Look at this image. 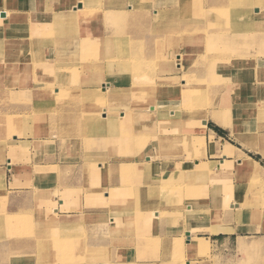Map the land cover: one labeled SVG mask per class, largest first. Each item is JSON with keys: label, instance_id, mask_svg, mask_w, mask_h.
<instances>
[{"label": "rangeland", "instance_id": "rangeland-1", "mask_svg": "<svg viewBox=\"0 0 264 264\" xmlns=\"http://www.w3.org/2000/svg\"><path fill=\"white\" fill-rule=\"evenodd\" d=\"M75 4L77 13L52 16L50 23L3 24L9 38L0 37V264H92L95 248L100 258L107 256L106 263L99 264H121L117 247L126 246V239L151 241L164 225L169 231L178 229L182 213L192 210L190 199L197 207L205 205L202 201L208 206L194 213L191 221L211 223L216 210L211 192L231 198L228 205L226 197L217 201V210L227 205L228 217L214 218L263 229L264 150L245 144L243 137L249 134L248 123L264 136V77L259 76L264 71V35L257 30L264 33V0ZM202 7L207 9L199 11ZM0 12L8 17L6 10ZM106 24L113 35L102 28ZM158 41L165 43L163 49L157 48ZM211 72L218 78H210ZM233 72L240 77L238 82L232 79ZM250 84L255 85L253 93L241 92ZM211 113L228 124L219 128ZM184 120L197 125L198 131L206 121L222 132L211 138L215 152L207 150L204 164L193 165L183 155L191 146L207 147L211 133L187 137L200 134L188 129ZM156 146L174 151L175 156H167L175 161L164 159L162 164L161 155L152 162L158 168L142 170L150 155L144 164L123 162L117 169L121 172L106 167L120 159L129 162L138 150L153 147L156 152ZM16 155L20 169L46 183L6 192L4 185L13 173L5 165ZM221 155H238L237 163L227 157L222 166ZM240 155L255 159L258 166L245 164ZM141 174L153 176L150 182L157 187L143 185L150 183ZM108 186L120 190H110L112 201L96 210L98 216L69 217L73 220H63L54 229L58 199L71 211L83 193ZM116 192L120 194L115 196ZM120 195L122 203H114ZM150 197L156 199L145 202ZM239 198L245 200L244 212L237 217L229 207L240 206ZM150 220V231L141 240ZM55 242L63 244L62 250H55ZM176 242L173 247L180 250ZM134 252L137 255L122 251V259H131ZM202 253L207 259L190 264H241L244 255L226 251L219 258L210 256L209 248ZM160 254L168 262L186 264L170 251ZM257 254L260 259L254 264H262L264 251Z\"/></svg>", "mask_w": 264, "mask_h": 264}, {"label": "crops", "instance_id": "crops-1", "mask_svg": "<svg viewBox=\"0 0 264 264\" xmlns=\"http://www.w3.org/2000/svg\"><path fill=\"white\" fill-rule=\"evenodd\" d=\"M77 2H78V0H0V11L6 10L7 14H8V17L5 18V12H0V37L5 35V36H7V38H9V36L6 34V31H5L4 25H3V24H6L7 22L12 26H19V25H24L27 23L34 24V23H38V22L50 23V22H52L50 19H52L54 16L57 17L59 15L71 14L72 10L77 9L73 6V5H76L75 3H77ZM90 6H88V8H90ZM52 9L53 10L59 9L60 13H53ZM201 9H207V8H203V7L199 8V11ZM1 17H4V18H1ZM107 26H109V25L106 24L102 28H105L104 30L106 32H110L108 30ZM110 33L112 34V32H110ZM114 81H116V78H114V80H112V82L115 84ZM110 83H111V81H110ZM113 85L111 84V86H113ZM86 88H92V86H87ZM172 101H173L172 105H178L174 102V100H172ZM148 107H149V110L153 109V107H151L150 105H148ZM172 107H174V106H172ZM184 121H185V123L188 124V127H189L188 129L197 132V134H200V136L199 135H196V136L193 135L192 136V135L186 134L185 136H187V137H190V138L202 137V134L205 132V130H208L211 133L210 134V141H209L210 143H208L207 147H204V143H203V144L199 145V148L194 149L191 146L190 148L185 149L186 154L183 155V157L185 156V158L190 159L189 161H191V162L193 161V165H195V163H197V162H200V161L202 162V158L207 155L206 154L207 150H208V152L209 151L215 152L214 149L211 148V143L213 142L211 138H213L214 135L221 134L222 132L219 128L220 127L222 128L224 126L216 123V125L219 128H217L215 126H211V125L209 127L205 121L204 129L202 131H200V130L198 131L197 125L192 126V124H190L191 122H189L188 120H184ZM225 128H227V127H225ZM190 130H186L185 133H189ZM157 137H158V135H157ZM38 141H40V140H38ZM219 145H223V144H219ZM13 146L14 147H12V150H16L15 147L17 146V144H15ZM151 149H153V147ZM151 149H149V150H138V151H140L138 153V155L130 158L129 162H126L125 159H120L119 161L108 163L106 167L109 168V166H110L109 169H112V171H115V172L120 171L121 172V170H117V169L119 168L118 165L122 164L123 162L126 164L127 163L131 164V165L142 164V163L144 164L145 162L149 161L148 157L150 155H153V157H152V159H150L151 160L150 163L146 164V167H148V168L145 167V168H142V170L151 171L153 169V167L156 169L157 165H156V163H152L154 161L153 159H156V158H158V156H161V155H163L162 164H163L164 159H166L168 161V163L170 161H172V162L175 161V160H173V157H169V156H175L174 151L160 150L159 146L156 148L157 149L156 152H154ZM220 149H222V148H220ZM12 150L10 148L11 156H9L6 159L7 163H8V159L10 157H12ZM196 150H203L204 154H201V155L198 154L197 155ZM164 151H165V153H164ZM237 151L242 152L241 150H237ZM167 154H169V156H167ZM17 155H18V151H17ZM17 155L14 158L15 161L10 162L9 164L5 165L6 169H10L13 173V175L10 177V179L7 181V183H5V185H4L6 192H9V191L10 192L26 191V189L30 188L31 186H36V185H41V184L43 185V183H46L45 182L46 180L44 178L40 177L39 180L37 181L35 175H31V173L27 174L29 172L28 170L20 169L22 167V164L18 161ZM221 156L223 157L221 159V165L222 166H226L225 162H226L227 157H232L233 160L237 163L236 156H226V157L223 155H221ZM195 157H198L200 159L199 160L194 159ZM142 158H143L144 162L141 161ZM170 158H172V159H170ZM239 158H243V157L240 155ZM223 159H225V161H224L225 164H222ZM147 165H152V167L147 166ZM38 166L42 167L43 165L38 164ZM111 167H113V168H111ZM191 167H189V169ZM162 170L164 171L165 169H162ZM144 176H146V175L141 174V178H144ZM149 176L150 175H147L145 180H148L147 182L150 184H143V185H150V186H156L157 187V184H153L150 182V181H152L153 176H151V177H149ZM120 186L121 185H118V187H120ZM115 187L116 186H108V187H106V190H102V191L90 190V192H88V193H83L81 195V197L79 198V200L77 201V204L74 205V210H71V211L64 209V206L66 203L64 200L58 199V206L56 208L57 212H55V214H56L55 218H54L55 220L53 221V226H55L54 229L56 230L58 228L57 226L62 225V223H64L63 220H73V218H69V217L75 218V216L78 217V216L82 215V216L93 218V217H95V215L98 216L99 215L98 211L100 209L106 207L107 202L112 201V199L110 198L111 196H109L108 194H109L111 189H114V190L119 189L118 187L117 188H115ZM107 195H108V197H107ZM219 197H226V199H227L226 204L227 205H228V201L231 199L229 197V195L218 196V194L214 195V193L211 192V198H212L211 200H212L213 204L215 205V206H213V208L216 209L215 213L212 215L213 220L211 219V223L209 222L208 224H205L203 221L198 222L196 219L194 221H191L193 219V218H191V216L194 213L203 212L208 207L206 205L207 201H202L203 204L206 202L205 205L197 207L195 204V201H192L193 199L192 200L190 199V201H191L190 205L193 206L192 210L190 212H188L187 206H186L187 212H183L182 216H180V217H182L180 219L183 221V224L181 225V227H179L178 229H173L172 231H169L167 228H165V225H164L161 229V232H159V230H156V232L152 234V235H155V237L151 238V241H148L145 239L144 236L149 233L150 227L153 224L152 220H150L147 228H145L142 236H140V237H142L141 240L145 239L144 241H142L140 243L138 240L136 241L134 239L133 240L126 239L125 243H128L126 246L120 245L119 247H117L121 251V253H120L121 264H123L125 262H129L128 264H165V263L166 264H177V262L171 263V262H168V260L163 259L162 254H160L161 250H167V251H170L171 254L174 253V256L175 255L180 256L182 259H185L186 264H188V263L190 264L191 261L198 263V262H201L202 259H207V257L204 258L205 255L202 253V251L207 249V248H209L210 256H218L219 258H222V254H224L226 251H230V252H232V255L235 252L237 254V257L244 254L240 258L241 264H252V262L254 264V262H256L258 259H260L257 252H259L261 250L264 251V227L262 229L259 227H256V228L252 227L251 225H245L244 224L241 226V225H235V224H230V223H223L222 221H219L222 217H228V215L230 214L229 212L227 213V210L225 209V207H227L226 204L223 208V212L221 213V215L217 214V200H216V198L218 199ZM123 198H124V195H122V196L120 195L118 197H115L114 203L119 202L121 204L122 202H120V201ZM153 199H156V198L150 197V199H147L145 202L151 203L154 201ZM239 199L241 200V198H239ZM244 201H245L244 199H242L240 201V206H238L239 208L237 207L238 209L236 207H231V206L229 207L230 209L235 210L234 215H237V217L244 212L242 210V208L244 206ZM229 205H233V203H230ZM96 210H98V211H96ZM215 216L221 217V218H218V219L214 218ZM214 224L215 225L230 226L233 228V230L230 232L211 233L210 231H208V228ZM113 227L114 226L110 225L109 229H114ZM243 229H246V230H243ZM190 230L194 231V233H191L192 241H190V243H189V241L187 240V238H188L187 235H189V233L186 231H190ZM259 231H261L262 233L259 234L258 233ZM220 235H221V240H219ZM181 236H183V238H181ZM198 238H202V239L206 240L208 242L207 246H204V248L203 247L198 248V249L195 248L193 240L198 239ZM159 240L160 241L163 240V242L160 243ZM121 241H123V240H121ZM176 241L178 242V244H180V250H175V248L173 247L174 245L172 243L176 242ZM49 244L50 243L45 244V245H49ZM54 244H55V250H62V245H63L62 243L59 244L58 242H55ZM96 250H98V249H96V248L93 249L92 253L90 255V260L92 261V264L106 263L105 261L107 260V256L104 258H100L99 252H97ZM129 250L136 251L137 255L134 252V255H132L131 259L129 258V260H127V259L123 260L122 259V256H123L122 251H129ZM254 251H256V252H254ZM139 253H140V255H139ZM129 256H130V254H129ZM129 256H127V257H129ZM260 256L262 259L260 261L262 262V264H264V256L263 255H260ZM148 257H150V258H148ZM152 257L155 259V261H153ZM151 259H152V261H150Z\"/></svg>", "mask_w": 264, "mask_h": 264}, {"label": "bare ground", "instance_id": "bare-ground-1", "mask_svg": "<svg viewBox=\"0 0 264 264\" xmlns=\"http://www.w3.org/2000/svg\"><path fill=\"white\" fill-rule=\"evenodd\" d=\"M250 1V0H249ZM256 8V12H258V8L257 7H255ZM225 11H227V8H225V10H223V12H225ZM74 12H78L77 10H75ZM74 12H72L71 13V15L72 14H74ZM79 12H80V10H79ZM206 12V11H205ZM236 24V23H235ZM237 25V24H236ZM252 25L251 24H248L247 25V27H251ZM253 27V26H252ZM258 30V33L259 34H261V35H264V33L262 32V30L261 29H257ZM160 44H158L157 45V48H159L160 46H161V48L163 49L164 48V46H165V43H161L160 41H158ZM259 60H261V59H259ZM178 66H179V64H177ZM235 66V65H234ZM180 67V66H179ZM235 74H237V73H235V72H233V74H232V79L233 80H237V82H238V80H240V77L238 78V77H235ZM209 75V77L210 78H218L217 76H216V74L214 73H209L208 74ZM259 76L260 77H264V71H262V72H260L259 73ZM199 81V80H198ZM255 85H253V84H250V85H248L247 87H245V88H243L242 90H241V92H243L244 94H249V93H253V91H255L256 90V88L254 87ZM108 87V86H107ZM257 114H259V111H257L256 112ZM218 124H221V125H227L228 123L225 121V120H223L222 118H218V117H216L215 116V114L214 113H211V115H210ZM228 122L231 124V123H234L235 122V120L233 119V120H229L228 119ZM248 132H249V134L248 133H246V137H243V140H244V143L245 144H247V145H249V146H252L255 150H264V136H260V135H258L257 134V131L256 130H254V128L252 127L253 125H251L250 123H248ZM213 133V132H212ZM244 144V145H245ZM14 154L13 155H15L17 152H13ZM236 157H238V155H235ZM243 161L245 162V164H247V165H249V166H252L253 168H256L257 166H258V162H256V161H254L253 159H251V158H246V159H244L243 158ZM116 195L115 196H117V195H119L120 193L119 192H116L115 193ZM216 197V196H215ZM220 199H222L221 197H219L218 199L216 198V200L218 201V200H220ZM115 201V200H114ZM113 201V202H114ZM243 203V202H242ZM237 208V207H236ZM239 208V207H238ZM237 208V209H238ZM223 212V208L222 209H218L217 210V214L218 215H221V213ZM255 214V213H254ZM253 214V215H254ZM252 215V214H251ZM208 228V227H207ZM231 227L230 226H223V225H212V226H210L209 228H208V231H210L211 233H218V232H230L231 231ZM191 231V232H190ZM189 232V235H187V239H188V241H189V243H190V241H192V236H191V233H194V231H192V230H190ZM194 241V247L195 248H202V247H204V246H207L206 244V242L203 240V239H194L193 240ZM189 264V263H188Z\"/></svg>", "mask_w": 264, "mask_h": 264}, {"label": "water", "instance_id": "water-1", "mask_svg": "<svg viewBox=\"0 0 264 264\" xmlns=\"http://www.w3.org/2000/svg\"><path fill=\"white\" fill-rule=\"evenodd\" d=\"M205 123V122H204Z\"/></svg>", "mask_w": 264, "mask_h": 264}]
</instances>
